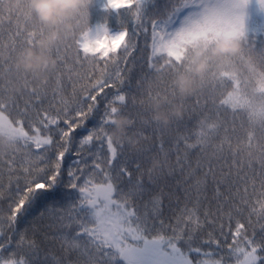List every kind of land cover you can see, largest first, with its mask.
Listing matches in <instances>:
<instances>
[{"label":"snow or ice","instance_id":"1","mask_svg":"<svg viewBox=\"0 0 264 264\" xmlns=\"http://www.w3.org/2000/svg\"><path fill=\"white\" fill-rule=\"evenodd\" d=\"M94 7L99 12L95 23L90 13ZM72 23V38L62 39L51 49L57 61L51 77L22 74L15 68L18 54L35 47L48 29L33 13L30 0H0V138L9 141L0 149V196L16 181L9 220L15 223L18 214L26 217L40 202H51L52 208L69 202L64 215L53 213L61 228L76 226L75 235L61 236L66 251L78 253L68 264H264V2L84 0ZM140 37L144 47L138 49ZM221 40L238 41V52L223 59L209 58L197 90L179 98L175 82L179 75L190 74L193 51L200 47L210 51ZM136 51L141 53V67L148 69L136 89L149 101L147 105L145 99L139 101L146 111H151L150 102L155 100L168 105L176 101L185 112L192 103L193 111L207 113L199 120L195 143H189L187 137L177 138V143L184 140L185 155L187 149H197L199 155L195 168L190 163L185 168L177 152L176 163L188 185L184 188L188 203L174 225L162 218V189L142 208L139 204L147 192L141 165L150 159V150L129 153L127 137L113 141L109 135L129 100L133 106L137 103L130 86L129 92L123 90L121 67ZM21 82L22 90L17 92ZM19 100L24 101L23 106ZM209 104L211 108L206 107ZM93 113L97 114L95 122L86 128ZM225 114L231 119L225 120ZM128 119L130 125L135 122L131 116ZM141 122L154 124L143 115ZM184 124L183 117L173 119L172 126L179 132ZM172 126L163 129L156 125L153 134L162 138ZM81 128L85 134L74 135ZM97 141L101 149L106 146V153L104 158L94 154L90 166L82 153ZM77 142L79 147L73 148ZM70 151L78 159L67 168L65 182L62 164ZM160 151L163 159H155L158 167L146 170L151 184L158 183L168 166L163 144ZM229 158L234 173L232 168L225 172L222 166ZM132 166L138 173L136 180L132 179ZM5 170L7 186L3 184ZM174 171L169 168L167 174ZM65 188L75 190L78 197L63 192ZM218 223L219 236L214 234ZM206 225L210 230L201 239L199 233ZM24 242L21 236L20 243ZM225 245L228 259L220 255Z\"/></svg>","mask_w":264,"mask_h":264},{"label":"trees","instance_id":"2","mask_svg":"<svg viewBox=\"0 0 264 264\" xmlns=\"http://www.w3.org/2000/svg\"><path fill=\"white\" fill-rule=\"evenodd\" d=\"M158 3H162V0H157ZM91 13V21L93 23L97 22L99 19V12L96 7L90 9ZM5 25H7V21H5ZM7 29L5 28V31ZM143 37H140L137 41V48H143ZM142 59L141 53L139 51L133 52L131 56L128 57V62L126 64H122L121 67L124 69L122 75L125 77V83L123 90L125 92H129V86L131 89V94L136 96L137 103L135 106L132 105L131 100H129L128 108L124 110V115L131 116L134 119V123L131 125L129 130V134L136 135L139 139V145L137 149L141 151L145 149H149L148 156L150 159H144L142 162V169L145 170V175L141 178L147 192L145 193L143 200L139 202L140 207L142 208L145 203H147L152 197L159 196L161 194V189L163 190V199H162V218L166 223L175 224V218L180 215L181 210L184 208L185 204L188 201L185 200L184 197V188L187 187L184 183L186 180V176L181 175V165L176 163L177 160V152H179L180 159L183 162V166L186 168L190 163L193 168L196 167L197 159H198V150L197 149H187V155H185V144L184 140L180 139L179 143H177L178 137H187L189 143H195V138L197 133L200 130L199 120L203 118L207 113L203 112L202 109H196L193 111L192 109L195 107L194 104L190 103L186 105L188 111L184 114L185 124L180 127L179 132L175 131V125L167 131L162 138L153 134V128L156 127L155 124L146 125L141 122V115L150 119V112L146 111L144 107H142L139 103L141 99H145V104L147 105L149 101H147L146 95L142 96L140 92H137V84L138 81L141 80L144 73L148 71L146 67H141ZM143 87L147 89L148 85L144 84ZM157 88V82H154L152 85L153 93H155ZM108 91H112L109 89ZM51 93H49L50 98ZM218 95V93H217ZM21 106H23L24 101H18ZM155 100L151 101L152 104ZM44 107L47 108L49 101L46 100L43 102ZM101 105V110H102ZM206 107L211 108V104ZM139 113V115H138ZM97 114L93 113V117L86 122L85 127H92L95 122V116ZM225 120H230V114L224 115ZM139 133H143V135H139ZM81 134H85V129H77V132L74 135L79 136ZM223 135V133H221ZM163 144L164 153L168 154V166L165 169V173L162 178L158 181L157 184H151L148 179V175L146 174V170L151 168L152 161L155 159H163V153L160 151V145ZM79 147L78 142L73 145V148ZM126 148L129 153H134L136 151L133 150L129 144L126 142ZM106 153V146L101 149L100 142L97 141L93 146H91L90 151H85L82 153L84 159L89 161V165L91 166V161L95 158L94 154L100 155L104 158ZM78 159L74 152H71L66 155L65 160L62 164V171L64 172V180L67 181V168L74 164L75 160ZM106 166V165H105ZM224 171L227 172L230 168H232V162L229 158L227 163L222 164ZM133 167V180H136L138 177V173L135 172ZM255 168H259L258 164H254ZM174 168L175 171L168 175V169ZM88 171V169H85ZM233 173L235 172V168H232ZM154 175H160L159 172H154ZM99 179V177L97 178ZM127 178H125V182ZM21 183H23L21 181ZM3 184L7 186L9 184L7 172L5 170ZM15 179L11 182V187H5L3 191V195L0 196V245H3V248H0V253H2V260H0V264H3V261L7 260H19L25 259L30 261V264H68V260H75L78 256L76 251L68 252L66 251V245L63 244L61 239L62 233H68L69 235H75L73 229L76 227L73 225L72 229L69 228H61L54 221L55 215H64L68 208V203L57 204L55 208L51 207V202H40L38 203L32 210L27 214L26 217H21L19 214L17 215V219L15 223H12L9 220L10 208L9 205L12 203V197L15 194ZM256 187L259 188V182L257 181ZM223 190V188H222ZM63 192H72L74 194V198L78 197V193L72 189H62ZM249 191L251 192V184H249ZM213 195V191L211 186L209 187L208 196L211 199ZM241 195H243V187H241ZM78 202V201H75ZM190 206V205H189ZM207 207V205H206ZM211 208L215 211V202H212ZM247 213H245V217ZM257 217L254 215L252 217L253 225L255 227V231L257 235L260 233L259 224H256ZM244 222L247 224V220ZM225 228L224 231L228 232L227 219L224 220ZM234 228V221H233ZM207 230H210V226H205V230L199 233L201 239L207 238ZM249 235L252 234V228L248 229ZM215 235L219 236V223L216 225ZM21 236L24 237L25 242L23 244L20 243ZM221 239H223L221 237ZM228 243H231L229 240ZM35 246V255L33 254V247ZM207 248L208 246H204ZM215 248V245L211 246ZM229 249L225 245L220 253V255L224 256L225 259L228 257L225 255ZM219 258V257H216ZM234 264V261H233Z\"/></svg>","mask_w":264,"mask_h":264},{"label":"clouds","instance_id":"3","mask_svg":"<svg viewBox=\"0 0 264 264\" xmlns=\"http://www.w3.org/2000/svg\"><path fill=\"white\" fill-rule=\"evenodd\" d=\"M264 2V0H262ZM84 4V0H30L33 13L39 22L46 26L48 31L38 41L35 47L25 48L20 52L15 61V68L22 74L35 75L40 79L49 78L57 69V61L51 54L53 49L62 39H71L74 25L72 19ZM239 50L238 41L221 40L209 51L200 47L193 51L191 56L190 74H181L177 77L175 87L179 98L191 96L197 90L199 78L208 69L209 58L223 59L235 55ZM22 90V82L16 86V91ZM184 108L176 101L171 105L164 101L151 104L150 120L163 129L173 124V119L180 120L184 117ZM128 116L117 115L109 133L113 141L127 137V143L135 150L138 148L139 139L136 135L129 134ZM9 141L0 138V149L6 148ZM158 167V161L153 160L151 168Z\"/></svg>","mask_w":264,"mask_h":264}]
</instances>
